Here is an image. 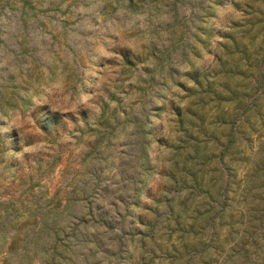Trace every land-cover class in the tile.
<instances>
[{
  "label": "rangeland",
  "instance_id": "1",
  "mask_svg": "<svg viewBox=\"0 0 264 264\" xmlns=\"http://www.w3.org/2000/svg\"><path fill=\"white\" fill-rule=\"evenodd\" d=\"M260 9L264 0H0V264H169L171 245L194 236L204 249L184 259L218 264L245 230L262 234L264 88L245 90L230 147L228 127L209 125L216 203L179 207L185 191H168L161 144L176 130L172 108L195 98L194 75L228 56L226 35L264 43ZM228 82L244 89L242 77Z\"/></svg>",
  "mask_w": 264,
  "mask_h": 264
},
{
  "label": "trees",
  "instance_id": "2",
  "mask_svg": "<svg viewBox=\"0 0 264 264\" xmlns=\"http://www.w3.org/2000/svg\"><path fill=\"white\" fill-rule=\"evenodd\" d=\"M126 1L123 0V2ZM136 1L128 0L129 3ZM259 11L261 15H264V11L261 9ZM225 37L230 41V43H224L223 46L228 56L222 59V56L217 55V67L211 68L200 75H194L192 81L196 84V89H187L186 96L193 95L195 98L183 106L177 105L172 108L175 115L173 121L176 130L174 129L173 136L169 135L161 142L168 151L166 160L170 164L169 167L162 169L165 172L164 175L169 178L168 191L173 185H179L180 190L185 191L183 198L177 200L183 211L189 197L195 200L198 208L203 207L205 204L212 205L217 202L213 194L215 186L206 180L215 158L208 144L212 137L209 132V125L217 123L223 127H228L224 136L230 147L231 143L234 142V138L238 135L240 114H246L250 109V101L247 98L245 99V90L253 89L262 92L264 88V43L255 44L254 35L245 37V34H243L240 40L235 39L232 35H226ZM240 62L244 63V67L239 65ZM131 63H133L132 60H127V64ZM219 74H225L227 80L218 81L208 78L209 76L214 78ZM235 77H242L244 82L242 91H240L237 82L233 86L228 82ZM221 101H224L225 105H220ZM216 102L218 103L217 107L212 105ZM212 142L216 144L215 140H212ZM222 154L223 151L220 152L218 157L219 162L223 158ZM222 175L223 172L221 171L220 178H222ZM179 198L178 195L177 199ZM169 208L172 212L174 205ZM180 217L179 213L176 219L177 224ZM260 234L259 232H248V235H246L245 230L238 240L231 241L230 248L223 254L218 264H253L251 263L252 259H257L258 264H264V245L262 246L261 256L256 254V250L251 252V249L257 246L259 240L264 242V232ZM13 244V237H10L9 249ZM171 246V250L168 251L170 254L168 257L171 259L169 264H195L192 257L184 259L189 246L193 250H196L197 246H200L201 250L204 249L201 238L196 239V236L192 241H184ZM207 264L214 263L208 261Z\"/></svg>",
  "mask_w": 264,
  "mask_h": 264
}]
</instances>
